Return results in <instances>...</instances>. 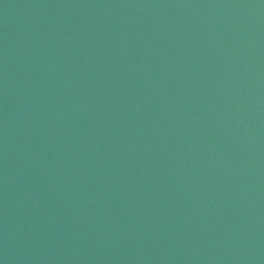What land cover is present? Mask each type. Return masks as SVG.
I'll return each instance as SVG.
<instances>
[{
	"label": "water",
	"instance_id": "95a60500",
	"mask_svg": "<svg viewBox=\"0 0 264 264\" xmlns=\"http://www.w3.org/2000/svg\"><path fill=\"white\" fill-rule=\"evenodd\" d=\"M0 264H264V0H0Z\"/></svg>",
	"mask_w": 264,
	"mask_h": 264
}]
</instances>
